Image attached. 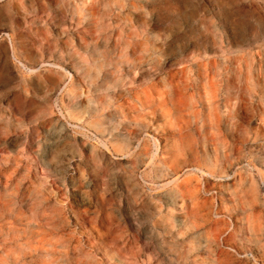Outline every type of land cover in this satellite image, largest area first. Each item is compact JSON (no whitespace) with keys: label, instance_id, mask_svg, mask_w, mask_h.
<instances>
[{"label":"rangeland","instance_id":"obj_1","mask_svg":"<svg viewBox=\"0 0 264 264\" xmlns=\"http://www.w3.org/2000/svg\"><path fill=\"white\" fill-rule=\"evenodd\" d=\"M0 264H264V0H0Z\"/></svg>","mask_w":264,"mask_h":264},{"label":"bare ground","instance_id":"obj_2","mask_svg":"<svg viewBox=\"0 0 264 264\" xmlns=\"http://www.w3.org/2000/svg\"><path fill=\"white\" fill-rule=\"evenodd\" d=\"M99 34V33H98ZM101 34V33H100ZM104 35V34H103ZM99 36V35H98ZM104 37V36H103ZM134 91V90H133Z\"/></svg>","mask_w":264,"mask_h":264}]
</instances>
